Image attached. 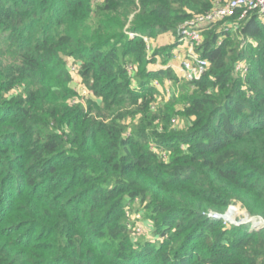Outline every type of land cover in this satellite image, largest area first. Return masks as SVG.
<instances>
[{
	"label": "trees",
	"instance_id": "trees-1",
	"mask_svg": "<svg viewBox=\"0 0 264 264\" xmlns=\"http://www.w3.org/2000/svg\"><path fill=\"white\" fill-rule=\"evenodd\" d=\"M215 1L0 0V264H264V226L210 216L264 220V19L169 65Z\"/></svg>",
	"mask_w": 264,
	"mask_h": 264
},
{
	"label": "built area",
	"instance_id": "built-area-1",
	"mask_svg": "<svg viewBox=\"0 0 264 264\" xmlns=\"http://www.w3.org/2000/svg\"><path fill=\"white\" fill-rule=\"evenodd\" d=\"M251 12L259 14L264 19V0H216L214 6L209 11L197 14L190 20L186 21L179 30V40L180 42L189 45V57H185L180 61L177 74L187 80H194L200 78L205 71L208 65L207 60L201 58L193 51L194 46L202 42V29L204 25L235 16L238 20H242ZM229 24L233 27L236 26L235 21L229 22ZM236 70L245 71L246 68L243 63H239L236 66ZM153 84L158 89H161L162 92H160L166 97H169L170 93L174 92V87L169 80H166L165 82L167 87L165 84L162 86L155 80L153 81ZM210 216L214 218H223L226 222L234 224V221H230L226 217V214L218 215L210 213ZM251 221V228H260L264 226V220L261 218H251Z\"/></svg>",
	"mask_w": 264,
	"mask_h": 264
},
{
	"label": "rangeland",
	"instance_id": "rangeland-1",
	"mask_svg": "<svg viewBox=\"0 0 264 264\" xmlns=\"http://www.w3.org/2000/svg\"><path fill=\"white\" fill-rule=\"evenodd\" d=\"M133 35V34H131ZM176 38H174L172 35L168 34V35H164V36H159V37H156L155 40H149V42H152L153 45H167V44H170L169 42H175ZM184 42H181L179 43L173 50L175 51L176 49H180L179 52H177L175 55L176 57L180 56V58H176V57H173V59L175 61L178 62V65L176 66L177 68H179V63L180 61L187 57V48L184 46L183 44ZM159 64H160V60L159 58L157 59V62L156 64L154 65H150V67L154 68L156 67L157 65V68L159 67ZM175 71V69H174ZM177 71V70H176ZM175 71V73H177ZM181 73V72H180ZM177 75V74H176ZM179 78L180 75H177ZM73 83H74V87L77 89V97L81 100H83L87 95H88V90L87 88L85 87V85L83 84L82 82V79L81 77H79L77 74L74 73V80H73ZM166 87H167V84H165ZM159 92L162 90L161 89H158ZM164 90V89H163ZM83 96V97H82ZM227 216V218L230 220V221H234V224H250L252 221H251V217H249V215L241 208H239V206H230L227 210V212L225 213ZM224 214V215H225ZM137 229H138V233H146L147 232V228L146 226L143 224V222H137Z\"/></svg>",
	"mask_w": 264,
	"mask_h": 264
},
{
	"label": "crops",
	"instance_id": "crops-1",
	"mask_svg": "<svg viewBox=\"0 0 264 264\" xmlns=\"http://www.w3.org/2000/svg\"><path fill=\"white\" fill-rule=\"evenodd\" d=\"M169 33H165V34H162V35H160V36H164V35H168ZM152 40V39H151ZM169 43H173V42H169ZM184 44V46L187 48V52L189 53V51H190V47H189V45L187 44V43H183ZM180 51V49H176L175 51H174V56L176 57V53L177 52H179ZM173 56V57H174ZM176 58H180V56H179V54H178V56L176 57ZM169 65H171L174 69H175V71L177 70L178 71V68L176 67L177 65H178V62L177 61H175L173 58L170 60V62H169ZM159 67H162V65L161 64H159ZM176 71V72H177Z\"/></svg>",
	"mask_w": 264,
	"mask_h": 264
}]
</instances>
